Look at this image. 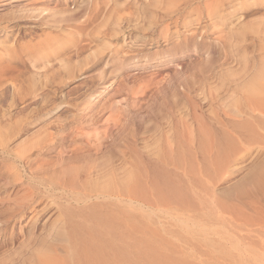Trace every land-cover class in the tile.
<instances>
[{
	"label": "rangeland",
	"instance_id": "rangeland-1",
	"mask_svg": "<svg viewBox=\"0 0 264 264\" xmlns=\"http://www.w3.org/2000/svg\"><path fill=\"white\" fill-rule=\"evenodd\" d=\"M188 1L120 0L131 57L105 86L100 38L52 68L10 60L0 264H264V0ZM88 3L0 0V41L68 35ZM39 129L56 163L26 171L12 154Z\"/></svg>",
	"mask_w": 264,
	"mask_h": 264
},
{
	"label": "bare ground",
	"instance_id": "bare-ground-1",
	"mask_svg": "<svg viewBox=\"0 0 264 264\" xmlns=\"http://www.w3.org/2000/svg\"><path fill=\"white\" fill-rule=\"evenodd\" d=\"M215 1L216 0H214V2ZM188 2H185L184 5H187L186 3ZM70 22V28L72 29H69L70 32L68 35H59L57 38L44 37L32 39L28 41L29 43L26 46L21 48H17V45L21 40L19 33H16L15 35H12V33L6 35L4 34L3 39L0 41V87L8 84L11 85V82L13 81L11 79L12 75L10 74V72L14 70V68H11L10 62V60L13 59V56L16 57L17 55H22L25 59L26 65H34L35 63H40L43 68H52V60H55L58 57L60 58V60H68L67 54L82 51L85 47H88L92 42L96 41L98 38L103 39L104 43L100 48H95V50L92 51V58L90 59L91 67L89 66L90 63L88 64V66L91 69H95L100 66L97 71L99 72L97 78L101 80L102 86L107 85V83L111 80L109 76L113 73L112 70H110V65L114 62H118L122 65V62H124V60H127L126 58H128L129 60V57H131L130 54L122 53V46L119 45L117 42L118 40L122 39V37H126V33L123 34L122 32V3H120V0H89V3L84 9V11L82 13H78L75 18H72L70 20ZM152 30L149 29V32H151L147 33V35H136L134 37L131 36L128 38H131L132 42L136 41L143 46L148 44L149 42L151 43L154 41L152 33L155 31ZM160 31V38L162 42L168 44L170 39L173 37L169 26L166 25V27ZM177 31H175L176 35ZM62 32L64 31H62L61 29L59 33ZM65 44H68V46L66 45V47ZM62 47H65V50L70 52L59 54L61 50H64L61 49ZM263 77L264 74L262 75V78ZM256 78L258 79V76ZM261 96H263V94ZM254 98L256 99V96ZM262 105H264V103H262ZM15 119L16 118H12L11 113L7 109L0 108L1 153L11 152L8 149V144L17 136L19 129L22 128L21 123H19L18 120L15 121ZM48 133L49 132H47L46 135H43L40 129L35 130L29 140L23 142L24 144L21 143L23 144V146H21L20 148L18 147L17 150H14L16 151V154L12 155H14L15 160L21 164L24 170L27 171L28 169L31 171V168L34 167V171L41 172L46 166L54 165V163H56L53 159H50L48 161L45 158L46 153L56 151V142L58 140L57 135H55V133L54 135L51 134V132L49 134ZM72 150L75 152H79L78 148L76 147H73ZM59 151L57 153H59ZM32 218L33 216L30 217L29 220L31 221Z\"/></svg>",
	"mask_w": 264,
	"mask_h": 264
}]
</instances>
